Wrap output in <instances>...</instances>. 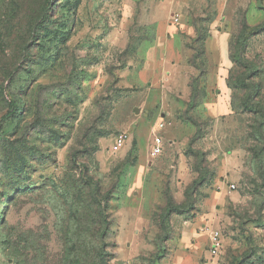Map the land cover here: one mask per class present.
<instances>
[{
	"label": "rangeland",
	"instance_id": "374dc122",
	"mask_svg": "<svg viewBox=\"0 0 264 264\" xmlns=\"http://www.w3.org/2000/svg\"><path fill=\"white\" fill-rule=\"evenodd\" d=\"M168 2L0 0V264H209L207 223L264 264V0L219 14L223 94L215 1Z\"/></svg>",
	"mask_w": 264,
	"mask_h": 264
},
{
	"label": "crops",
	"instance_id": "0c3cea01",
	"mask_svg": "<svg viewBox=\"0 0 264 264\" xmlns=\"http://www.w3.org/2000/svg\"><path fill=\"white\" fill-rule=\"evenodd\" d=\"M214 1H215V9H216L217 14H216V17L211 21L212 30L210 32L209 37L206 39L205 44H206V48L208 49V51L209 52L211 51L210 53L214 51L213 46H215V50L220 60L222 59L221 61L223 65L214 67L213 70L208 71L206 91L207 92L210 91L212 93L214 89H216L218 93L223 94L228 89L227 77L229 74L228 65L230 61L229 41L231 37L229 36L230 34L226 32H222V33L217 32V27H219V25L221 24V17L219 16V14L225 12L229 7L231 9H234L236 0H214ZM168 4H169L168 7L170 6L174 7L176 12L179 9L189 10V7L192 6V2H190V0H169ZM230 65H231V61H230ZM218 102H219V99H218ZM208 226H209L208 223L207 225L201 224L200 229L208 227Z\"/></svg>",
	"mask_w": 264,
	"mask_h": 264
},
{
	"label": "built area",
	"instance_id": "2783aa9c",
	"mask_svg": "<svg viewBox=\"0 0 264 264\" xmlns=\"http://www.w3.org/2000/svg\"><path fill=\"white\" fill-rule=\"evenodd\" d=\"M173 20L174 22L178 23L179 22V16L173 15ZM165 125L163 123H160L157 127V130L160 132L164 129ZM158 131H154L153 135V154L155 156L160 155L163 150L164 146V140L163 137L158 133ZM127 143V137L124 135H121L117 138H115V141L112 146V151L114 153L120 152L126 145ZM232 189H235V186H231ZM208 227L201 228V231L207 232L208 234V241H209V257H210V262L209 264H217V260L220 257L222 250H223V245H224V240L222 233L218 230H208Z\"/></svg>",
	"mask_w": 264,
	"mask_h": 264
},
{
	"label": "trees",
	"instance_id": "16d2710c",
	"mask_svg": "<svg viewBox=\"0 0 264 264\" xmlns=\"http://www.w3.org/2000/svg\"><path fill=\"white\" fill-rule=\"evenodd\" d=\"M248 28L245 29V31L247 32ZM15 111H14V106L11 105L10 106V110L8 111V113L6 114V116L2 119L3 121H6L7 119L11 118L14 115Z\"/></svg>",
	"mask_w": 264,
	"mask_h": 264
}]
</instances>
